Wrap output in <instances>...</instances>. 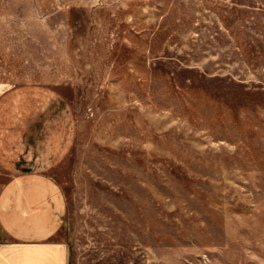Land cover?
Listing matches in <instances>:
<instances>
[{
	"label": "rangeland",
	"instance_id": "1",
	"mask_svg": "<svg viewBox=\"0 0 264 264\" xmlns=\"http://www.w3.org/2000/svg\"><path fill=\"white\" fill-rule=\"evenodd\" d=\"M16 88L68 143L69 264H264V0H0Z\"/></svg>",
	"mask_w": 264,
	"mask_h": 264
},
{
	"label": "crops",
	"instance_id": "2",
	"mask_svg": "<svg viewBox=\"0 0 264 264\" xmlns=\"http://www.w3.org/2000/svg\"><path fill=\"white\" fill-rule=\"evenodd\" d=\"M33 94L37 102L35 91L0 93V165H5L0 169V264H69L65 196L47 169L68 143L59 135L53 141L47 137L51 126L40 119L38 112L44 109L30 107ZM67 110L53 113L62 123ZM37 122L43 129L38 130Z\"/></svg>",
	"mask_w": 264,
	"mask_h": 264
}]
</instances>
